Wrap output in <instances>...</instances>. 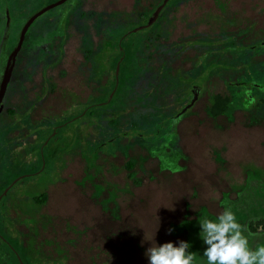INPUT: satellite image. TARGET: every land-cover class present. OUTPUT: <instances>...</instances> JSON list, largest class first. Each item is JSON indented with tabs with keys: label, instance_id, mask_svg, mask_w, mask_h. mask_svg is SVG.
<instances>
[{
	"label": "flooded vegetation",
	"instance_id": "af4514ba",
	"mask_svg": "<svg viewBox=\"0 0 264 264\" xmlns=\"http://www.w3.org/2000/svg\"><path fill=\"white\" fill-rule=\"evenodd\" d=\"M0 1V82L11 67L0 112V264H147L134 226L129 225L143 206L123 199L141 183L137 176L151 183L164 181L167 172L178 176L190 170L183 165L189 159L179 134L184 123H197L198 127L212 123L214 130L221 128L216 123L264 126V88L253 82L243 65L264 57V0H209L202 7L200 0H168L148 27L164 0H77L58 19L33 22L10 60L28 19L9 47L10 7L7 0ZM195 1L197 8L186 11L187 4ZM146 15L144 24H125V17L135 23ZM205 15L209 16L207 26L202 22ZM220 21L225 23V37L235 39L218 44L223 50H216L215 40L222 39L217 29ZM167 22L173 33L170 39L153 35L154 28L163 30ZM140 27L145 28L133 32ZM140 32H145L144 41L150 46L147 68L160 56L162 46L191 45L200 32L212 45L206 60L221 65L200 85L187 89L181 82L168 92L162 79L150 71L144 74L146 87H141L135 81L137 41L131 39ZM153 40L160 46L158 51L151 48ZM235 47L245 49L236 52ZM247 47L256 50L249 53ZM164 56L166 59V53ZM213 79L221 82L222 89L211 87ZM216 96L229 104L225 113L212 116L209 111ZM198 104L203 119L199 111L194 112ZM139 111L149 113L147 120L136 117ZM151 115L160 120L162 131L156 129L144 138L142 124L152 123ZM135 123L141 124L136 127ZM106 145L116 149L102 152ZM88 146L94 156L92 166ZM137 149L142 155H137ZM217 154L210 160L227 161ZM119 156L125 158L122 169L114 163ZM111 163L115 168L109 167ZM263 173L262 164L246 168L238 191L249 181L258 185L260 180L253 176ZM61 188L76 196L74 209L59 207L55 198ZM94 194L96 198H92ZM159 215L164 217L162 212ZM163 228L150 229L154 243H162Z\"/></svg>",
	"mask_w": 264,
	"mask_h": 264
},
{
	"label": "rangeland",
	"instance_id": "374dc122",
	"mask_svg": "<svg viewBox=\"0 0 264 264\" xmlns=\"http://www.w3.org/2000/svg\"><path fill=\"white\" fill-rule=\"evenodd\" d=\"M7 1L11 14V29L9 31L10 35L8 38V46L11 47L16 42V36L20 31L21 25L24 24L27 19L35 15L36 12L56 3L59 0ZM76 2L77 0H71L68 3H64L47 11L45 14L36 19L34 24H40L43 22L46 23V21L51 18L58 19L60 14H63L69 9L74 8L77 5ZM199 3V5L202 7V4L208 6L210 2L209 0H200ZM1 5L2 2L0 1V6ZM197 6L198 5L196 1L194 3L190 2L187 4V9L185 8V10L189 11V9H195ZM2 31V27H0V37L2 35ZM200 33L204 34V32ZM137 34L138 33H136V35ZM132 36L133 35H131V38H133ZM203 49H206V46L203 44L194 46L192 50L187 51V55H190L191 58L198 56ZM207 50L208 48L203 50V52H207ZM235 50L236 52L240 51V49ZM255 50V47H247L246 49V51L249 53H253ZM203 58L204 57L201 56V60L199 59V63L196 64L194 63L195 60H193V64L198 65L201 62V65L205 66L208 61ZM251 62V64H246L245 71L251 73V79L254 78V83H259L264 88V57L254 58ZM258 62H262L263 65H258ZM188 64L190 63H185L182 65V69L184 67L188 69L189 66L186 67ZM125 65L126 64H124V66ZM211 70L212 68L199 71L197 76L200 78V83L205 81V78L209 75ZM211 87L214 88V90L218 88L222 89L221 82L218 79H213L211 81ZM143 109L145 110V106ZM201 110L202 108L199 104L194 108V112L199 111L200 119H203ZM148 114L149 113H146V111H144V113L139 111L137 115L136 113L134 114V117L135 115L137 118H143L144 116V120H147V117L149 116ZM237 114L238 113H236L235 116H237ZM158 117L160 118V115H158ZM151 119L152 123L142 124L143 130L141 135H143V137L146 135V133L151 134L152 132L156 131V129H158V131H162L160 129V120H156L152 115ZM75 124L76 123L72 124L71 126L73 127ZM140 124L141 123H137L136 127ZM218 125L222 129L216 127L217 129L214 130L212 123H200L199 127L197 123L187 122L182 124L179 134L180 137L184 139L183 151L189 159L188 162L183 163V165L190 168V170H186L187 172L184 174H179L177 176L170 173L171 171L168 169L170 172L164 174V181L158 180L157 182L152 181L149 183L144 180L145 177L140 175V173L137 171L139 167H137V175H140L137 176V179H141V183L137 184L133 192H129L123 196V199L134 200L136 201L135 203L137 205L143 206V209L140 211L142 213L139 215V217L135 220V222L129 224L130 227L134 226L133 234L136 237L135 239L137 244L141 246L143 252L150 245L154 244V236L152 233H149L150 229L152 230L153 227L160 228V225L165 226L161 234L163 238L162 243L167 241H176L178 239L184 240L183 237H172L171 234H168L170 224L173 225L177 223L182 215L192 218L194 214L201 208H205L211 215L216 217L222 212L220 207L222 195L229 194L231 198L235 197L236 191H238L243 183L244 170L249 167H261V164L264 166L263 125L258 124V126H256L254 123V125L250 124L251 126L247 128H244L242 125V127L245 129L244 131L241 129V123H216V126ZM225 129L228 130L225 131ZM155 135H157V138H159L160 134L157 133ZM67 138L70 140V135H67ZM204 141L206 142L205 144L203 143ZM115 149L116 146L108 147L106 145L102 148V152L110 150L112 151ZM135 151L137 155H142L143 153V151L140 149ZM213 151L221 153L223 157L227 158V161L225 162L222 159V162H224L223 164L221 160H218L219 158L216 161H212L213 159L210 160L211 156H218L217 153L212 155ZM93 158L94 156L92 155L88 146L89 166L93 165ZM214 162H216V164ZM114 163L118 168L122 169L125 163V158H121V156H119L118 160H115ZM109 167L115 168V165L111 163ZM141 168H143V166ZM144 168L146 169L147 165H145ZM260 173H262V171ZM124 174L125 172L120 175V177H123V179L125 177ZM255 178L260 181L258 185L249 188V190L251 189V197L249 198L250 200L244 202L245 205H248V208H253L264 201V173L261 176L257 174L254 175L253 179ZM96 197L97 196L95 194L92 196V198ZM55 199L59 203V207L64 210L70 208L74 209L73 207L76 206V196L69 192L66 188H61V191L58 193ZM229 204L230 203L228 202L226 205L229 206ZM144 205H148V207L144 208ZM146 212H149L151 215ZM160 212H162L164 216L162 219H160ZM237 217L238 219L244 220L246 214L245 212L243 214L239 213L237 214ZM261 230H263L262 227H257L258 232H261ZM261 244H264V241L261 242Z\"/></svg>",
	"mask_w": 264,
	"mask_h": 264
},
{
	"label": "trees",
	"instance_id": "16d2710c",
	"mask_svg": "<svg viewBox=\"0 0 264 264\" xmlns=\"http://www.w3.org/2000/svg\"><path fill=\"white\" fill-rule=\"evenodd\" d=\"M204 21L205 22V26H207V21L209 16L205 15ZM147 19V15L146 17H140V21L132 23L130 21H127V17L124 18L125 20V24L127 26H138L140 24H144L145 21ZM170 23L171 21L168 20ZM169 22H167V25H165L163 28V30L158 29V27H156L157 29H153V35H158L159 37H162L163 39H170V37L172 36V32L169 30L170 26L168 25ZM159 23L156 25L158 26ZM218 27L217 29H219L220 31V36H222L221 42L215 40L214 45L216 46V50H223V48H221L220 45L218 44H225L228 42H233L234 41V37H225V29H224V25L225 23L223 21H220L217 23ZM264 32V30H263ZM9 33V32H8ZM119 33H122V29L119 30ZM10 35V33H9ZM8 35V36H9ZM145 32H140L137 35H133L131 39L137 41V45L135 47V73H136V78L135 81L137 82V84L140 83L139 86L141 87H146V85H144V83L147 81V77H145V72L150 71L153 73V77H158L162 79V82H164L166 84V88L168 90V92H171V90L176 89L179 85V83H183V87L185 89L191 87L192 85H200L201 83L200 78L197 76L199 74V71L201 70H206L209 68H217L218 66H220L221 62H215V63H210L207 62L205 66L200 64L198 65H194L193 64V60H195V64L199 63V59L200 57L203 55L204 58L206 60V57L208 56V52H204L203 54H200L199 59H197L198 56L195 57H190V55H187L186 52L188 50H192L193 47L196 45L197 46V42L200 43H205L206 49L209 48V45H211V43L209 42V38H204V34L199 33L197 34L198 36V40L197 41H193L192 44L190 45L189 43L186 44H182L183 46H177L174 44H168L166 46V48L163 46L161 47V51H160V56H156L152 59L151 61V67L147 68L149 66V63L147 62V53L150 50V46L147 44V42H145L144 40L147 38L144 37ZM18 36V34H17ZM16 36V38H17ZM1 39V37H0ZM154 39V38H153ZM264 41V37L262 39ZM221 44V45H222ZM212 46V45H211ZM238 46V45H236ZM159 45L155 43V41L153 40L152 44H151V48L155 49V50H159ZM229 47V46H228ZM198 48V47H197ZM236 49H240V51L244 50L243 48L240 47H235ZM203 49V50H206ZM228 49V48H227ZM264 46L262 48V53H264ZM164 50V51H163ZM203 50H201L203 52ZM232 53L234 52V47L232 46ZM208 51V50H207ZM236 51V50H235ZM239 51V52H240ZM166 53V59L162 58L161 56L165 57L164 54ZM201 60V59H200ZM203 61V60H202ZM185 63H190L188 64L186 67L189 66L188 69H186L185 67L182 69V65H184ZM247 62H244L243 65L246 66ZM200 65V66H199ZM237 64H233V66H236ZM263 65V64H262ZM222 69H226L225 66L221 67ZM186 69V70H185ZM221 69V70H222ZM194 70V71H193ZM195 75V76H192ZM127 81V79H126ZM143 84V85H142ZM214 106L212 108V110L209 111V113L212 116H217L219 114H223L225 113L226 109H227V105L229 104V102L225 101L221 96H216L213 102ZM124 113V112H123ZM255 186L254 182L249 181L248 186L245 187L244 189H240L239 191H236L235 193V197L231 198L229 196V194H223L222 195V199L220 201V207L222 209V211L226 208V207H230L235 214H243L245 212L246 217L245 219H239V222L246 226L247 229L256 234L251 240H250V244L252 245V247L254 248L257 244H261V242L264 241V233H257V227L259 228L260 226H262L263 230H264V201L259 204L256 205L253 208H248V205H245L244 202L249 201L250 197H251V189L249 190L250 187ZM246 200V201H245ZM264 200V197H263ZM230 203L229 206H227V203ZM202 216H208L209 218H215L213 215H211L205 208H201L199 211H197L194 216L192 218H190L189 216H185L183 221L177 225H171L170 228L173 230L171 232V234L173 236H182L184 238V240L189 241L191 244V248L189 249L190 251H192L194 254H196L197 258L199 259L200 257H202V249H203V245L202 243L199 241L198 237H197V233L199 231L198 229V225L196 223V221L202 217ZM255 222V223H252ZM245 235H247V233H245Z\"/></svg>",
	"mask_w": 264,
	"mask_h": 264
},
{
	"label": "clouds",
	"instance_id": "9594fccd",
	"mask_svg": "<svg viewBox=\"0 0 264 264\" xmlns=\"http://www.w3.org/2000/svg\"><path fill=\"white\" fill-rule=\"evenodd\" d=\"M196 223L197 237L203 245L202 257L198 259L189 250V241H155L143 253L147 264H264V244L252 247L250 240L256 234L239 222L230 207L215 218L202 216ZM172 231L169 228L168 234Z\"/></svg>",
	"mask_w": 264,
	"mask_h": 264
},
{
	"label": "water",
	"instance_id": "95a60500",
	"mask_svg": "<svg viewBox=\"0 0 264 264\" xmlns=\"http://www.w3.org/2000/svg\"><path fill=\"white\" fill-rule=\"evenodd\" d=\"M67 0H60L54 4H51L49 5L48 7L40 10L39 12H37L35 15L31 16L27 22L25 23L24 27L22 28L21 30V33H20V36H19V40H18V44L15 48V50L12 52V54L10 55L9 57V60L10 59H14L17 52L19 51L21 45H22V42H23V39H24V35L28 29V27L36 20L38 19L40 16H42L43 14H45L47 11L55 8V7H58L59 5H62L64 2H66ZM168 0H164L163 3L156 9V11L153 13V15L151 16V18L149 19L148 23H147V27L150 26L157 18L159 12L161 11V9L165 6V4L167 3ZM145 27H140L136 30H134L133 32H137L141 29H143ZM10 73H11V67L7 68L3 74V77H2V80L0 82V112L2 111V108H3V98L5 96V92H6V88H7V83H8V80H9V76H10Z\"/></svg>",
	"mask_w": 264,
	"mask_h": 264
}]
</instances>
